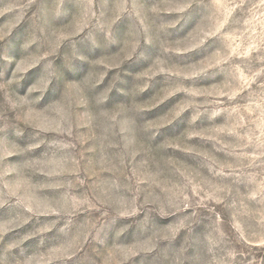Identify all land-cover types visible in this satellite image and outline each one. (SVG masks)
<instances>
[{
	"label": "rangeland",
	"instance_id": "rangeland-1",
	"mask_svg": "<svg viewBox=\"0 0 264 264\" xmlns=\"http://www.w3.org/2000/svg\"><path fill=\"white\" fill-rule=\"evenodd\" d=\"M260 5L261 0H0V82L7 84L15 68L22 72L38 58L29 54L60 53L55 63L62 73L37 108L20 111L10 92L0 94V264H119V258L129 254L135 255L125 264H172L186 236L183 264H203L204 250L197 240L202 225L194 226L189 235L177 221L182 214L153 217L144 227L136 223L144 213L106 219L94 241L93 225H98L106 207L102 200L129 211L120 189L109 182L113 174H86L90 154L83 149L91 140L77 144L78 154L70 161L52 152L54 146L47 143L32 147L42 137L31 128L61 134L63 122L57 117L69 115L73 104L82 106L86 97L78 80L90 70L89 62L98 59L101 67L109 68L90 95L119 77L105 107L130 103L151 107L164 100L135 114L138 123L153 119L163 123L184 111L155 137H143L153 148L169 139L173 147L164 150L165 155L145 153L141 144L128 138L127 151L134 158L127 171L136 170L140 187L148 189L141 196L179 204L200 190L216 195L208 192V187H221L213 181L215 171L260 173L264 169ZM98 26L106 28L111 40ZM31 33L33 39H42L25 50ZM73 46L87 59L73 58L69 70L63 67V55ZM41 71L42 64L30 69L13 90L26 94ZM73 80L77 82L67 86V101L55 102L52 114L42 109L59 98L65 82ZM72 118L80 122L82 136L98 131L91 127L92 112L77 108ZM252 195L259 198L257 192ZM125 224L127 231L117 237L116 231ZM220 231L231 241L234 264H264V232L250 231L246 217L222 225ZM172 236L176 237L160 240Z\"/></svg>",
	"mask_w": 264,
	"mask_h": 264
},
{
	"label": "clouds",
	"instance_id": "clouds-1",
	"mask_svg": "<svg viewBox=\"0 0 264 264\" xmlns=\"http://www.w3.org/2000/svg\"><path fill=\"white\" fill-rule=\"evenodd\" d=\"M260 6L264 7V0H261ZM98 27L106 32L104 26ZM140 31L143 32L144 29L141 28ZM106 34L107 38L111 40V34L107 32ZM147 34L148 33H145V35ZM41 39L42 37L33 39V33H31L23 44V48L26 50ZM95 43L96 41L93 40L94 45ZM261 46L264 48V44ZM59 54L60 53L27 55H36L38 58L22 72L17 71L15 68L12 72L11 79L7 80V84L0 82V94L10 92L17 100V107L20 111L26 107L37 108V105L44 98L53 80H59L62 76L60 68L55 63ZM73 58H79L80 60L87 59V57L79 55L75 46H73L70 53H65L63 55V67L72 70L71 60ZM260 59L264 60V54H261ZM89 63L91 65L90 70L82 79L78 80L83 84L82 95L86 97V99L82 106L73 104L69 115L63 118L57 117V119H62L63 122V127L60 130L61 134L53 135L46 130L34 127L31 129L35 130L37 137H42L38 138L32 147L37 148L47 143L48 145L54 146L52 152H57L70 161L74 154H78L77 144H81L82 146L85 140H91L92 144L88 148L83 149V151L90 154L88 163L85 167L86 174L96 175L98 171H108L113 174L112 177L109 178V182L113 187L120 189L122 193L121 198L126 202L129 211L124 212L113 203L102 200V206L106 205V207L102 211L98 225H93V227H96V235L93 237V240H98L100 230L104 227L106 219L115 221L117 218L135 217L138 213H144L143 219L136 222L139 227H144L153 217L182 214L177 221H181L183 229L186 230L189 235L192 233L194 226L202 225V231L198 234L197 240L204 250L203 264H234L236 254L230 248L231 241L220 231V228L222 225L227 226L234 219H244L246 217L250 231L254 232L255 229L258 228L259 231L264 232V169H262L260 173H246L244 171L225 172L222 170L213 172V181L218 183L221 187L218 190L208 187V192H216V195L211 197L203 190H200L197 191L196 195L191 196L188 200H182L179 204H168L167 202L161 204L154 202L148 195L141 196V193H147L148 189L140 187L136 170H132L130 173L127 171L134 158L133 154L127 151L128 138L133 137L141 144L142 150L145 153L165 155L164 150L173 147V145L169 143V139L163 140L159 145L153 148L145 142L143 137L149 134L150 137H155L161 128L172 123V121L179 117L184 111L183 109L176 111L171 119L163 123L156 122L157 119L138 123L135 119V114L150 110L164 100L157 102L151 107H140L134 103L117 104L121 105L119 108L116 107L117 105L110 108L105 107L104 105L108 100L109 93L115 87L119 77L117 75V77L99 93L90 95L91 90L95 89L104 81L109 66L105 64L101 67L100 65L102 62L98 59L91 60ZM41 64L42 71L39 78L27 88L26 94H17L12 86L14 84L18 85L30 69ZM261 70L264 71V67H262ZM73 82L77 81L65 82L59 98L48 103L42 109L52 114L51 106L55 102L60 100L67 101V86ZM145 89H147V87L138 90L135 95H138ZM4 108L7 110L8 105L4 104ZM77 108L79 111H89L94 114V123L91 127L96 128L98 131L90 132L86 137L80 134L79 129L81 124L78 120L72 118V113L77 111ZM199 116L200 114L192 115L190 125L192 122H195ZM23 132L24 131L20 132L19 135H22ZM73 141H75V143ZM105 164L110 165V167H103ZM258 184L259 188H257ZM182 186L185 191L189 193L192 192L190 185L183 184ZM253 192H257L259 198L253 196ZM217 196H222L223 199H218ZM213 201L215 202L213 203ZM220 216L224 218L223 221L217 218ZM257 220L259 224L253 225L252 222ZM128 227V224L120 227L116 231V236L119 237L122 233L126 232ZM158 230L153 231L151 235ZM175 237L176 236L161 238L160 240H172ZM100 242L103 243V241ZM188 243L189 236H186L184 245L176 253L172 264H183L184 251ZM134 255L135 254H129L120 257L119 264H125V261L129 260ZM236 264H239V262H236Z\"/></svg>",
	"mask_w": 264,
	"mask_h": 264
}]
</instances>
